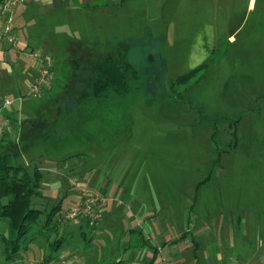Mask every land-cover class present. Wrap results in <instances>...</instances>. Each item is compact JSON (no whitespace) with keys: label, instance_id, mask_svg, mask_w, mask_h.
Wrapping results in <instances>:
<instances>
[{"label":"rangeland","instance_id":"374dc122","mask_svg":"<svg viewBox=\"0 0 264 264\" xmlns=\"http://www.w3.org/2000/svg\"><path fill=\"white\" fill-rule=\"evenodd\" d=\"M117 1L36 0L26 4L22 23L15 22L22 40L53 58L52 94L65 97L46 106L67 127L53 139L49 133L35 136L19 163L43 175L46 198L34 199V207L61 200L62 212L71 211L83 201V191L98 189L99 175L107 180L102 207L124 215L112 214L96 230L79 219L63 221L57 232L37 235L14 261L0 244V264L44 263L51 256L48 243L62 236L68 243L57 252L59 262L90 252L98 264L117 258L120 264H163L151 244L130 246L128 207L139 212L135 225L151 223V242L187 232L176 246H165L177 248L182 259L191 258L193 248L185 243L196 239L211 248V264H229L235 252L245 254L243 264H264V0H253L252 8L250 0L107 5ZM92 54L125 56L148 76L149 95L77 112L73 102L92 79L83 61ZM203 64L178 94L170 91L171 81ZM9 85L0 88V100L11 102L12 113L36 105L27 100L19 107L18 92L25 89L21 82ZM48 110L40 113L51 120ZM79 113L93 114L84 120ZM239 219L246 222L247 237L228 250ZM218 246L224 253L214 263ZM138 251L149 254L147 261Z\"/></svg>","mask_w":264,"mask_h":264},{"label":"trees","instance_id":"16d2710c","mask_svg":"<svg viewBox=\"0 0 264 264\" xmlns=\"http://www.w3.org/2000/svg\"><path fill=\"white\" fill-rule=\"evenodd\" d=\"M2 1L0 0V4ZM125 1L127 0H118L107 5H121ZM105 4L101 3V5ZM83 62H85V64L83 63L84 67L89 68L87 71L92 79L89 81L87 79L80 99L76 98L77 100L73 102L78 109L77 112L83 110L100 111L106 106L129 97L138 99L149 95L146 89V85L150 81L148 76L135 70L125 56L96 54L91 55ZM96 63L98 64L96 65ZM204 67L205 64L171 81L169 84L170 91L178 94L179 89L185 88L186 83ZM181 94L182 92L179 93V95ZM46 105L48 104L46 103ZM46 105L44 109L48 110ZM2 107L3 104H1L0 110ZM40 110L41 108L38 110L39 113ZM48 113L47 116L51 118L52 115L49 110ZM63 114L66 117L68 111L65 110ZM63 121L64 119L60 115L48 120L40 113L36 123L38 125L40 123L41 126L36 128L37 130L34 129L37 133L35 136L38 134L43 136L48 133L51 134L50 136H54L56 132L60 134L59 128ZM42 130H45V133ZM35 136L34 139L32 138L33 141L36 140ZM9 141L12 143L4 144L5 142L9 143ZM0 148H3L0 150V225L3 226L0 230V244L6 259L14 261L20 251L26 249L27 245L37 238V235L44 234L46 230L57 232L59 225L64 221L62 201H58L52 207L49 205L43 208L34 207V199L39 201L38 199L46 198L42 192V173L38 169L29 172L25 166L19 163L22 152L28 149L22 146V149L19 150L15 142L4 134L0 135ZM85 224L88 226L87 222ZM185 235L174 242L186 237ZM64 243V236L48 243L51 256L45 258L44 264H50L57 258V252ZM144 243L145 246L148 244L146 241ZM154 254L157 256V250L154 251ZM111 264H120V262Z\"/></svg>","mask_w":264,"mask_h":264},{"label":"crops","instance_id":"0c3cea01","mask_svg":"<svg viewBox=\"0 0 264 264\" xmlns=\"http://www.w3.org/2000/svg\"><path fill=\"white\" fill-rule=\"evenodd\" d=\"M33 1L36 0H25L24 3L22 5H20L17 9V11L14 13L13 16V34L14 36L18 39V44L16 46L11 45L7 39H3L0 42V88H3L4 86H7L11 89L10 85H9V81L11 80L13 86L15 87V82H21L22 86L24 87V91L21 92V90H19V96H18V102H19V107L21 105H23L25 102H27V100H33V101H37L36 105H29V107L27 108V110L25 109H21V110H17L16 113H12V111H10L7 107H2L0 110V126H1V132L0 135L4 134L7 138H10V140L15 142V145L17 146V148L22 149V146H24L26 149H28L30 146H32L33 144V137L37 134L35 130H37L36 128H39V125L36 123L37 119L40 116L39 113V109H44L46 103L47 104H56L57 101L59 100H63L64 97L62 95H59V93L56 95L52 94L53 93V75L55 73V66H54V61L52 58V63H53V69H52V76H51V91L49 92H44L41 96L43 97H38V98H34V99H30L27 97V91H28V86L32 83L35 82L37 76L39 75V63L34 61L30 56V52H38L42 55H49L50 54H46L42 51L41 46L38 48H36V46L33 44H30L29 41L27 40H22L21 36L18 34L17 30H16V25L15 22H19L22 23L21 21L24 19V17L27 14V3H31ZM45 1L46 4H50L52 2H54V0H42ZM253 6V0H250L249 2V8H252ZM232 39V37H231ZM90 44L97 46V42L95 43H91ZM93 46V47H94ZM92 55H96V54H92ZM52 57V56H51ZM5 101V100H4ZM3 100H0V106L1 104H3L4 102ZM89 114H93V113H79L78 116L83 117L84 120L85 118L89 115ZM64 115V114H63ZM97 116V114H95ZM51 116V115H50ZM50 118V117H49ZM52 119V117H51ZM60 133L63 134V130L65 129L64 126H60ZM50 129V128H49ZM40 130V129H39ZM45 133V130H42ZM52 139L56 137V135L54 136H50ZM33 138V139H32ZM59 142V140L54 139V143ZM107 183V180L105 177H100L98 175L97 181H96V186H98V189L101 190L102 194L105 195V184ZM105 197V196H104ZM105 203H101L97 205V210L101 213L102 217L101 220L94 226V227H88L91 230H96L99 229L100 226H102V224L105 222V218H108L109 216L112 217V214L116 215V216H122L124 215V211L120 210V209H106L103 208L102 206H104ZM106 205V204H105ZM119 206V205H118ZM128 212L130 213L129 215L131 216V220L128 224V228H126L127 233L130 235V246H137L138 244H140L141 246H145L144 241H146L147 243L151 244V246L154 248V251L157 250L158 254L157 256L160 257V259H162V261L164 262H168L169 264L173 263V260H175V262L177 264H179L182 261H186V264H211L213 256H212V250L211 248H207L206 246H202L201 242L197 241L196 239H192L191 243H185V248L189 249V248H193V252H192V256L191 258L188 260L189 257H184L182 259L181 254L177 252V248H173L172 250H165V246L169 245V246H176L178 243H180V240L177 242H174L175 240H178L180 237H182L183 235H185L184 232L179 238L170 241V242H166V241H157L155 240L154 242H151L150 239V233L152 232V230L150 229L151 227V223L147 224V225H143V224H134L135 221H139L137 214L139 213L137 211V209H132L128 207ZM148 211L145 212V215H148ZM80 221H83L85 223V221L83 219H79ZM234 228V234L233 236H229V242H228V250H233L236 246V242L238 244H243L244 240H242V238H246L247 237V233H248V229L246 227V222L243 221L242 219H239L238 224H234L233 225ZM59 229V228H58ZM63 231H65L63 229ZM82 233H84L82 231ZM236 233V234H235ZM96 237V235H95ZM238 237V238H237ZM70 238V237H69ZM93 238V236H89L88 241H90ZM237 238V239H236ZM182 240V239H181ZM87 241V240H86ZM68 242H65L63 245L67 244ZM148 245V244H147ZM218 248L221 251H217L216 252V256H218L217 258L214 256V263L216 261H218L221 259L220 255L221 252L224 253V251H222V247L218 246ZM142 251V250H141ZM198 251L201 252V257L198 256ZM214 252V249H213ZM241 253H246V251H239ZM234 253V251H233ZM236 253V257L234 256H229L230 258H232V260H230L231 262H229V264H243L244 261H246V263H248V260H246L245 254H238ZM138 254L141 255L140 259H145V261H147V259L149 258V254H145V252L142 254L140 251H138ZM233 259H235L234 262ZM98 257H95L94 259H92V255L89 252V254L86 256H77V257H71L69 259H66V261H57L54 260L52 261L50 264H98L97 263ZM201 260H204V262H201ZM122 263L123 260L121 258H117L116 259V263ZM162 262V263H163ZM245 263V264H246Z\"/></svg>","mask_w":264,"mask_h":264},{"label":"built area","instance_id":"2783aa9c","mask_svg":"<svg viewBox=\"0 0 264 264\" xmlns=\"http://www.w3.org/2000/svg\"><path fill=\"white\" fill-rule=\"evenodd\" d=\"M24 3V0H3L0 4V42L7 39L12 45L17 44V39L13 33V13ZM29 56L39 63V75L34 83L28 86L27 96L31 98L39 97L43 92L51 89V76L53 63L49 55H42L38 52H31ZM11 105L9 100L3 102V107ZM1 132V126H0ZM83 200L71 211L62 212L64 221L83 219L89 227H94L101 220V213L97 210V205L106 203V199L100 189L93 191H83ZM44 264V263H38ZM163 264H169L164 262Z\"/></svg>","mask_w":264,"mask_h":264}]
</instances>
